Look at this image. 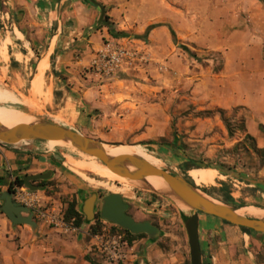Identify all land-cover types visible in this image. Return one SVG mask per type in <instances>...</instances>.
<instances>
[{
  "label": "crops",
  "instance_id": "obj_1",
  "mask_svg": "<svg viewBox=\"0 0 264 264\" xmlns=\"http://www.w3.org/2000/svg\"><path fill=\"white\" fill-rule=\"evenodd\" d=\"M19 1L24 22L23 30L17 28L16 36L22 40L24 31L51 34L50 46L39 59L37 73L44 59L48 63L46 73L50 56L53 57L55 68L66 76L67 83L63 81L60 86L62 95L69 97L75 92L81 97L79 104L86 102L88 105L84 109V105L75 104V117H69L80 131L89 133L96 124L105 121L102 116H89V112L92 108L104 107L105 99L101 101L98 97L108 88L107 83H98L95 74L85 72V68L100 51L116 44H130L143 50L140 55L147 59L135 67L143 72L141 76L151 80V76L155 77V65H159L158 81L177 86L180 80H187L190 83L186 86L195 103L225 109L242 107L247 132L256 137L259 146H264V132L260 129L264 123V0ZM97 3L107 7L117 30L126 31L127 35L114 37L110 34L108 27L99 22L102 10ZM153 23L161 24L147 33ZM181 44L196 51L202 60L191 56ZM217 52L222 54L223 62L215 70L218 63L209 54ZM1 55L8 60L6 45H2ZM2 69L0 66V75ZM7 70L11 72L9 67ZM14 76L17 79V72ZM146 86L157 87L149 83ZM46 93L44 98L49 101L51 94ZM120 95L111 99L113 106L108 111L119 114L123 120L133 117L138 111L137 106L132 108V100L126 99L132 98V93ZM81 106L83 109L79 108ZM105 137L109 138L108 135ZM62 153L44 151L35 143L16 142L0 148V264H154L153 261L158 260V264H166L160 263L166 254L157 248L156 239L147 233L132 242L127 240L124 259L108 260L100 246V234L89 232V226L96 218L88 221L84 214V223L78 227L73 224V219L70 222L64 220L67 202L44 203L50 199L56 201L53 195L45 193L55 178L62 185L73 183L82 196L86 193V184L80 178L88 181L85 164L67 158L69 168H64ZM37 173H50L46 179L32 180V183L41 182L39 185L33 183L39 189L30 190L26 184L21 187L39 196L38 200L20 203L33 212L36 225L14 224L1 209L4 202L1 194L8 190L15 177ZM77 207L83 212L82 202H78ZM40 208L47 216L39 213ZM215 217H200L201 222L210 224L209 228L199 225L202 260L206 254L209 264H264L259 233H250Z\"/></svg>",
  "mask_w": 264,
  "mask_h": 264
},
{
  "label": "rangeland",
  "instance_id": "obj_2",
  "mask_svg": "<svg viewBox=\"0 0 264 264\" xmlns=\"http://www.w3.org/2000/svg\"><path fill=\"white\" fill-rule=\"evenodd\" d=\"M21 5L19 0H0V66L3 68L0 75V107L2 108L0 113H15L29 117L31 120L51 119L79 130L69 117H75V104H79L81 97L75 92L69 97L62 95L63 90H60V86L63 81L67 83L64 80L66 76L55 68L53 57L50 56V67L44 75L41 93L33 92L32 85L38 62L50 46L51 34L24 31V38L19 39L16 30L17 28L23 30L24 22ZM19 13L22 16L18 19ZM32 34L35 35L34 38ZM2 45L7 47L8 60L1 55ZM116 45L126 50V54L121 55L120 60L97 61L95 58L85 68V72L95 74L98 83L108 84V88L102 90L98 97L101 101L105 99L104 107L98 106L89 112V116L97 115V118L102 116L105 121L96 124L95 129H90L89 133L79 131L105 144H137L147 152L149 159L156 166H164L188 178L204 192L207 188L206 193L217 200L225 202V199L231 197L232 205L264 207V165L252 151L232 149L234 144L244 137V131L237 128L234 135H230L220 113L214 111L217 106L208 107L192 100L190 89L186 86L190 83L187 80H180L177 86L165 85L163 80L159 82L157 75L159 65H155L157 66V69L153 70L155 77L151 76V80L144 78L145 75L141 76L143 72L135 67L139 66L140 62L147 61L143 55H140L143 50L130 44ZM209 55L215 58L217 65L222 62L221 53ZM8 67L11 72L7 70ZM15 72L18 74L17 79L14 76ZM148 83L157 87H148L146 86ZM129 91L132 93V98L128 96L126 99L132 100L134 104L132 108L136 105L138 111L133 117L123 120L119 114L114 115L108 110L113 106L111 99H117L119 93L122 94L120 97H123V93ZM46 92L51 94L49 101L44 98ZM81 104L84 105V109L88 106L86 102L79 105ZM208 110L213 111L207 112ZM226 114L233 125H238V118L244 115V111L242 107H235L227 109ZM111 118L116 120L111 121ZM103 135H108L109 138H103ZM174 140H179L184 146L183 149L176 148L173 145ZM37 143L44 151L57 154L63 152L61 159L64 168H69L66 161L70 158L83 162L87 170L88 181L80 176L87 187L83 196L78 193L73 183L66 182V185H62L55 178L54 184L49 186L45 193L53 195L56 201L50 199L45 200L44 203H68L74 198L78 202H83L91 192L95 191L98 194L96 202L98 214L103 196L111 192L121 193L124 201L129 204L128 214L136 220H150L161 228L162 233L156 238L155 243L166 255L160 263L183 264L189 260L191 264L185 227V217L192 213L191 208L183 209L177 198L154 191L139 184L138 181L129 180L127 176L112 170L96 156L83 153L71 145H53L50 149L51 146L45 142L37 141ZM191 159L202 160L212 166H192L194 162ZM199 216L215 217L204 212H199ZM103 221V230L100 233L103 234L101 237L103 241L109 239V234L117 232L111 229L112 225H117V229L123 228L104 219ZM199 225L202 228L210 227V224L204 221H200ZM258 233V241L264 249V232ZM158 261L153 263L158 264ZM204 263H210L206 254L203 258Z\"/></svg>",
  "mask_w": 264,
  "mask_h": 264
},
{
  "label": "water",
  "instance_id": "obj_3",
  "mask_svg": "<svg viewBox=\"0 0 264 264\" xmlns=\"http://www.w3.org/2000/svg\"><path fill=\"white\" fill-rule=\"evenodd\" d=\"M21 16L22 14L19 13L18 19ZM51 139L70 142L74 148L90 156H96L112 170L127 176L129 180L139 182V180H143L149 174L162 176L170 189L167 191H154L173 196L180 202H184L190 206L192 210V213L185 217L191 264H203L199 212L219 217L234 225L246 227L257 232H264V217L239 213L238 209L242 206L217 200L201 190L196 183H192L188 178L164 166H155L138 155L123 154L110 156L106 153L103 141L85 135L73 127L45 118L19 123L12 127H5L0 122V140L6 144H13L22 140L42 142ZM131 165L135 166L136 169H130ZM197 165V167H209L202 160H198ZM49 176L50 173L27 174L23 179L30 190H37L40 187L35 186L32 180L46 179ZM1 199L4 200L1 209L14 224L29 223L36 225V221L33 219V212L27 205H22L14 200L13 193L8 190L3 191ZM97 199L98 194L93 191L82 202V211L88 221L98 217L95 211ZM128 208L129 204L124 201V196L121 193L111 192L103 196L99 214L102 219L129 229L134 234L147 233L152 239H156L162 233L161 228L150 220H136L132 215L128 214Z\"/></svg>",
  "mask_w": 264,
  "mask_h": 264
},
{
  "label": "trees",
  "instance_id": "obj_4",
  "mask_svg": "<svg viewBox=\"0 0 264 264\" xmlns=\"http://www.w3.org/2000/svg\"><path fill=\"white\" fill-rule=\"evenodd\" d=\"M93 1L96 2L95 0H93ZM97 4L101 7V10H102V14H101L99 22L102 25H105L108 27L110 34L114 37L127 35L126 31L117 30L115 21H113L111 16L107 13V7L105 5H102L101 3H97ZM16 21L19 22L18 20H16ZM160 24L161 23L151 24L147 29V33L152 28H154ZM172 34H173L174 38H176V34L173 31V29H172ZM181 47L184 48L191 56H193L197 60H199V61L202 60V57H200L196 51H192L187 45L181 44ZM222 62H223V58H222ZM222 62L219 65L215 66V70H218L222 66ZM212 111L213 110H208L207 112H212ZM214 111H217L220 113L221 118L224 121V123L226 124V127H227L230 135H234L237 128L240 131H244V137L240 141L235 143L232 149L235 151H245V152L252 151L253 153L256 154V156L259 158L261 163L264 165V146H259L258 142L256 140V137L253 136L252 134H250L249 132H247L245 116L242 115L241 117L238 118V125H233L230 117L227 116V114H226L227 109L222 108V107H218ZM260 129L264 132V123H262L260 125ZM173 145L178 149H183V147H184L181 145V142L179 140H174ZM191 160H192V162H194L192 166H197L198 160H196V159H191ZM207 166L210 167L212 165L208 164ZM216 168H218L220 170L222 169L221 167H216ZM44 183L47 184V181ZM16 184L20 185V186L24 185L25 182H24L23 177H21V176L15 177V179H13L11 181V183L8 187V191L11 193L15 192V185ZM204 190L206 192H208L207 188H205ZM230 200H231V197L228 199H225V202L229 203V204H233L232 202H230ZM77 204H78V200L75 198L68 202V206H67L65 213H64V220L67 222H70L74 218L73 224L79 227L84 223V213L78 209ZM223 221L226 223H230L226 220H223ZM103 222H104L103 219L100 218V216H98L96 218V220L93 223H91L89 226L90 234H92V235L100 234L103 230ZM241 228L244 229L245 231L250 232V233H258L257 231L246 228V227H241ZM111 229L122 234L123 237L126 240H128L129 242H132L136 238H141V237L147 236L146 233L134 234L129 229H125V228L117 229V225H112ZM185 264H190L189 260L186 261Z\"/></svg>",
  "mask_w": 264,
  "mask_h": 264
},
{
  "label": "bare ground",
  "instance_id": "obj_5",
  "mask_svg": "<svg viewBox=\"0 0 264 264\" xmlns=\"http://www.w3.org/2000/svg\"><path fill=\"white\" fill-rule=\"evenodd\" d=\"M46 63H47V61L45 59L43 61H41L38 73L35 76V79L33 82L35 93H37V92L41 93L40 88H41V85L43 82L45 69L48 66V65H46ZM46 94H50V93L47 92ZM30 121H31V118L26 117V116H21V115L15 114V113H10V112H1L0 113V122L5 127H12L16 124L30 122ZM20 142L24 143V144L35 143L36 146L37 145L39 146V144L35 140H22ZM42 142H45V143L49 144L50 146L61 145V144H66V145L72 146V144L70 142H66V141H62V140H56V139H51V140L42 141ZM49 148H51V147H49ZM104 148L106 150V153L110 156H118V155H123V154H134V155H138V156L143 157V158L145 156V159L148 162L155 165L152 162V160L149 159L148 155L146 154L147 152H144V150L137 144H104ZM130 169H136V167L131 165ZM138 183L142 184L144 186H148L151 189L157 190V191H167L170 189V187H169L168 183L165 181V179L162 176H159L157 174L146 175L145 178L143 180H139ZM180 205L185 210H189V208H190V206H188L184 202H180ZM238 212L242 213V214H251L254 216H258V217H264V208H260V207H256V206H252V205L242 206L238 209Z\"/></svg>",
  "mask_w": 264,
  "mask_h": 264
},
{
  "label": "built area",
  "instance_id": "obj_6",
  "mask_svg": "<svg viewBox=\"0 0 264 264\" xmlns=\"http://www.w3.org/2000/svg\"><path fill=\"white\" fill-rule=\"evenodd\" d=\"M117 47V48H116ZM128 53V52H127ZM126 54L124 47H118L117 45H112L102 51H100L97 61L99 60H109L110 62L118 61L121 59V55ZM6 143L0 140V148ZM27 190L20 185H15V192H13L14 198L19 203H35L38 197L33 194L26 192ZM39 213L41 214V208ZM44 216L45 213H42ZM74 220V218H73ZM109 239L107 241L101 240L100 246L102 250L107 254L108 260L120 261L126 256L127 240L122 234L116 232L114 234H109ZM103 237V234H100Z\"/></svg>",
  "mask_w": 264,
  "mask_h": 264
},
{
  "label": "flooded vegetation",
  "instance_id": "obj_7",
  "mask_svg": "<svg viewBox=\"0 0 264 264\" xmlns=\"http://www.w3.org/2000/svg\"><path fill=\"white\" fill-rule=\"evenodd\" d=\"M33 183H34L35 185H39V184H41L40 181H33ZM13 198H14V197H13ZM14 200H16V199L14 198Z\"/></svg>",
  "mask_w": 264,
  "mask_h": 264
}]
</instances>
